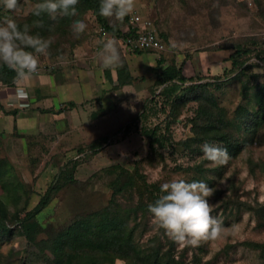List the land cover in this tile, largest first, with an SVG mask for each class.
Listing matches in <instances>:
<instances>
[{
	"label": "rangeland",
	"instance_id": "374dc122",
	"mask_svg": "<svg viewBox=\"0 0 264 264\" xmlns=\"http://www.w3.org/2000/svg\"><path fill=\"white\" fill-rule=\"evenodd\" d=\"M34 5L32 0H18V8L9 11L0 0V25L13 16L24 17ZM131 15L149 22V27L164 45L163 51L134 48L126 51L121 36L104 32L91 11L86 10L79 18L87 25L85 31L78 38L72 27L68 37L56 35L51 49H56L57 55H39L38 70L31 77L44 74L58 80L73 68L78 80L87 77L90 85L87 97L82 96L72 106L67 102L57 106L48 102L49 113L36 114V121L27 129L18 128L6 113L0 115V200L6 205L9 221L15 213L21 217L36 203L57 169L69 160L76 161L73 176L78 184L62 187L36 215L44 230L57 231L75 214L104 206L110 196L107 184L112 176L102 169L119 164L131 171L138 162L146 182H157L161 186L174 179L203 181L215 191L209 203L213 207L212 215L222 222V236L201 242L197 247L175 242V257L182 253L185 264H190L193 256L198 257V264H264V252L247 245L248 242L264 243V227L255 228L254 214L242 205L264 204V121L250 131L242 126L229 128L241 143L240 149L234 155L228 153L225 165L214 167L204 159L201 146L208 143L224 148L221 142L203 140L192 152L178 144L179 140L191 136L189 119L196 103L186 102L173 119L167 116L169 103L179 88L166 97L158 95L162 85H154L161 65L173 62L181 68L187 51L194 53L195 58H203L200 52L210 55L214 51L227 60L232 46L240 44L248 50L241 57L244 64L253 65L245 71L249 76L245 89L241 81L233 77L234 70L224 75H220L222 70L192 78L219 84L216 88L210 87V91L218 107L223 108L225 120L236 121L238 105L254 112V89L264 83V60L259 59L264 57V0H136ZM108 20L121 34L128 25L129 16L122 22L114 18ZM109 39L115 40L120 54L118 67H103L98 56L103 43ZM127 61L131 66L130 74ZM121 67L126 69L131 80L119 88L114 78L116 68ZM187 85V81L181 84ZM3 86L0 83V87ZM32 87L28 104L36 109L39 102L33 100L37 99V94L41 95L35 85ZM2 107L0 105L4 112ZM143 107L146 118L139 114ZM60 108L61 113H58ZM144 126H157L158 138L164 139L161 146L155 143L150 147L149 139L140 133ZM98 138L101 141L93 151L89 145ZM78 148L82 150L79 152ZM116 199L123 202L121 197ZM141 225L145 232L140 239L153 232L159 234L150 212L145 213ZM46 234L38 233L35 240L45 238ZM37 252L18 230H14L8 240L0 241V264H47L48 260L56 264L63 256L50 245H46L40 255ZM113 264L127 263L115 260Z\"/></svg>",
	"mask_w": 264,
	"mask_h": 264
},
{
	"label": "trees",
	"instance_id": "16d2710c",
	"mask_svg": "<svg viewBox=\"0 0 264 264\" xmlns=\"http://www.w3.org/2000/svg\"><path fill=\"white\" fill-rule=\"evenodd\" d=\"M35 4L41 0H32ZM100 0H79L76 6L77 14L56 15L50 18L47 14L40 17L32 15L29 11L24 17H15L18 26L23 29L24 25L29 26L30 35H38L44 39H56L58 36H67L71 30L74 21L79 20L81 14L90 10L95 21L104 32L110 35L122 36L128 33H121L108 18L99 15ZM7 14V13H6ZM128 16L124 18L127 20ZM1 20V19H0ZM36 21L42 22V27L35 26ZM52 45V43H51ZM51 45L48 49V55H57L56 49L52 50ZM232 52L226 57L229 61V68L222 71L224 75L232 70L235 71L233 77L241 81V87L245 89L249 82V76L245 71L253 65L244 64L241 59L248 50L242 48L240 44L232 46ZM31 48L26 49L27 51ZM264 60V57L261 58ZM158 63H161L160 60ZM17 76V73L7 65L0 63V83L9 84ZM213 79H218L214 77ZM131 78L124 67L116 68V86L128 84ZM189 82L187 86H181L183 82ZM194 81L184 77L180 68L173 62L161 65L159 75L154 80V85H162L158 95L170 97L174 94L169 103L170 112L167 116L176 118L179 109L186 102L196 103L194 114L189 119L191 124V136L178 141V144L188 151H196L198 144L203 140H214L221 142L227 153L234 155L240 149L241 143L230 132L231 127H240L245 131H250L264 121V83L254 89L253 95L256 102V110L249 112L246 108L238 105L235 110V118L225 120L223 108L218 107L210 87H217L219 84L214 81ZM180 86H177V85ZM178 87V88H177ZM177 88V89H176ZM245 95V93H243ZM73 105L72 102H67ZM61 110H57L58 112ZM42 112L50 110L44 109ZM139 114L143 118L144 107ZM157 126L151 128L142 127L140 133L149 139V145L157 143L162 145L164 139L159 136L156 130ZM31 136H26V138ZM28 140V139H27ZM101 138L90 143V147L95 151ZM28 142V141H27ZM82 149H77L81 151ZM150 160V157L148 156ZM76 161L69 160L57 169L56 174L50 180L36 203L25 210L21 217L15 213L13 220L8 219L5 203L0 200V241L8 240L14 230H18L26 239L29 245H32L40 255L46 245L63 254L62 259L56 264H113L115 260H122L127 264H185L182 260V253L176 257L174 255V241L159 229V234L153 232L142 237L145 229L141 225V219L148 211V206L153 204L163 193L161 186L157 182H146L144 174L139 170L138 162L135 163L131 171L120 166L111 164L102 170L111 175L107 187L110 189L108 202L97 210L85 214H75L72 220L63 228L54 230H44L36 219V215L42 211L48 204L52 196L65 185H77L78 181L73 176ZM1 176V175H0ZM2 178V176H1ZM5 184V179H2ZM15 189L13 188V191ZM5 194L8 190L5 188ZM117 197L123 198V202L117 201ZM243 208L251 211L255 217V228L264 227V204L251 206L242 204ZM141 226V228H140ZM41 232H47L45 238L36 239V235ZM251 248L264 252V243L248 242ZM47 264H53L49 260ZM190 264H198V257L193 256Z\"/></svg>",
	"mask_w": 264,
	"mask_h": 264
},
{
	"label": "clouds",
	"instance_id": "9594fccd",
	"mask_svg": "<svg viewBox=\"0 0 264 264\" xmlns=\"http://www.w3.org/2000/svg\"><path fill=\"white\" fill-rule=\"evenodd\" d=\"M78 3L79 0H41L31 8V13L37 17L47 14L53 19L58 13L75 16ZM2 4L9 11L18 8V0H2ZM135 7L136 0H100L99 15L122 22L134 13ZM35 26L43 25L41 21H36ZM86 28L87 25L80 20L72 24L77 38ZM52 42L51 39L30 35L28 25L21 30L15 20L6 19L0 25V63L13 69L22 81L29 80L38 70V56L47 55ZM28 48L34 51H27ZM98 56L105 68L120 66V54L114 39L103 43ZM27 95L25 88L17 89L18 97L26 98ZM201 148L204 159L214 167L225 165L229 159L227 150L220 146L205 143ZM160 190L163 194L148 206V211L152 214L153 223L174 242L197 247L201 242L217 240L222 236V222L212 215L213 207L209 203L215 191L207 183L174 179L163 183Z\"/></svg>",
	"mask_w": 264,
	"mask_h": 264
},
{
	"label": "crops",
	"instance_id": "0c3cea01",
	"mask_svg": "<svg viewBox=\"0 0 264 264\" xmlns=\"http://www.w3.org/2000/svg\"><path fill=\"white\" fill-rule=\"evenodd\" d=\"M126 48V51H130L132 49H129L130 47L128 46ZM212 52L213 53H210V55H207L209 52H200L204 55L203 58H195L194 53L192 54L187 51V55L185 57L183 56V66L181 67L182 69L180 68L181 74L186 78H192L195 75L214 74L227 69L229 64L228 60L222 56L221 58L219 53L214 51ZM200 61H203V63L201 64ZM126 67L129 69L130 74L131 66L128 61L126 62ZM114 79L116 81V76ZM33 85H35V88L41 95L39 96L37 94V99L33 100L35 103L39 102V107L36 106L38 107L36 109H34V107H30V104H28V95H30L29 92L33 89ZM89 86V83H87V77L83 76L82 81L78 80L73 68L65 71L64 76L58 80L54 77L51 78V75L44 74L39 75L38 77L36 76L35 78L31 77L26 81H22L18 76H16L11 83L7 85L4 84L3 87H0V105L3 106L2 109L4 110L3 112L0 109V115L6 113L10 116L11 121L14 120V123L18 128L24 127L27 129L30 125H33L34 121H36V114L44 115L49 113L41 111L47 109L46 106L49 103V105L53 104L55 106L61 102H72L74 104L82 96L84 98L87 97V88ZM123 86L125 85H122L119 88ZM20 87L25 88L27 91L28 95L26 98H20L17 96V89ZM41 103H43L44 106L40 105ZM52 112L57 113L55 110Z\"/></svg>",
	"mask_w": 264,
	"mask_h": 264
},
{
	"label": "built area",
	"instance_id": "2783aa9c",
	"mask_svg": "<svg viewBox=\"0 0 264 264\" xmlns=\"http://www.w3.org/2000/svg\"><path fill=\"white\" fill-rule=\"evenodd\" d=\"M123 33H128L120 37L125 46L138 50H154L157 52L164 50L163 43L149 27V22L137 15L129 16L128 25L125 27Z\"/></svg>",
	"mask_w": 264,
	"mask_h": 264
}]
</instances>
